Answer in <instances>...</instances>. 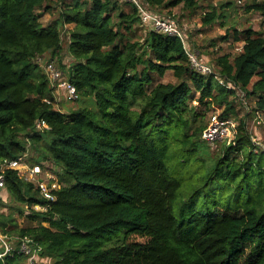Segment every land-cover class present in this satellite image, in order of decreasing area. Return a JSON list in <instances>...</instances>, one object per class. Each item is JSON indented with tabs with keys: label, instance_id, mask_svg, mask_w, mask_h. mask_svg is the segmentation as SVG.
Instances as JSON below:
<instances>
[{
	"label": "trees",
	"instance_id": "16d2710c",
	"mask_svg": "<svg viewBox=\"0 0 264 264\" xmlns=\"http://www.w3.org/2000/svg\"><path fill=\"white\" fill-rule=\"evenodd\" d=\"M44 1L0 0V169L27 157L29 166L57 167L60 188L48 202L4 167L15 207L1 212L0 199V231L17 229L15 212L25 222L15 246L27 240L42 264H264V149L244 121L218 154L201 149L204 115L223 107L221 119L235 117V90L242 100L255 97L254 111L264 113V35L242 31L234 37L240 52L208 65L225 87L191 67L177 37L149 29L142 43L127 40L139 23L131 5L125 12L119 0H55L64 7L59 20L73 26L66 45L73 60L64 68L57 21L44 27L36 13ZM145 1L197 7V0ZM246 9L264 15V2ZM226 18L211 12L204 22ZM52 60L80 102L67 113L53 107L43 67ZM166 71L176 83L154 84L152 75ZM37 120L49 129L36 131ZM28 257L15 251L0 264Z\"/></svg>",
	"mask_w": 264,
	"mask_h": 264
},
{
	"label": "rangeland",
	"instance_id": "374dc122",
	"mask_svg": "<svg viewBox=\"0 0 264 264\" xmlns=\"http://www.w3.org/2000/svg\"><path fill=\"white\" fill-rule=\"evenodd\" d=\"M81 2L90 3L91 0H79ZM120 1V0H119ZM72 0H64V4L72 3ZM144 6L152 12H157L159 15H163L166 18H173L177 23L180 29L184 32L186 42L192 46L191 50L193 54L198 56L199 61L204 65H213L215 67V60L221 56H228L229 61L237 55L242 47V42L235 41L234 37L242 36V31L246 29H251L262 33L264 35V15L260 12L248 11L246 8L253 2H264V0H197V7L193 10H185L182 6H177L174 8H155L154 6L147 3L145 0H142ZM230 3V4H229ZM228 4V5H226ZM63 3L56 2L55 0H45L43 4L36 10L38 19L42 26H47L55 21H57V28H60V33L62 37V51L58 56V62L61 67L68 68L69 64L72 62V57L67 52V42L68 34L73 29L72 25H65L60 20V14L63 11ZM122 10L128 12L130 10L129 5L123 4ZM214 12L218 17L223 13L227 16L224 22L221 19H216L210 24L204 22L205 15ZM169 16V17H167ZM149 25H141L137 23L132 27V33L125 35L126 39L131 43H142L146 34L149 32ZM237 33L238 35H235ZM199 53V55H198ZM46 59L45 61H47ZM45 61H43L45 63ZM53 61V60H52ZM51 62V61H50ZM56 65L58 63L53 61ZM154 79V84L156 83H172L175 84L177 79L173 76L172 71H166L163 76H158L157 74L152 75ZM231 88V87H230ZM54 89V104L55 109L60 110L62 113H67L68 111L77 109L80 106V102H68L65 98V93L63 90L58 88ZM235 101L234 107L236 111L235 117H230L237 125L240 121H244L248 133L251 135L253 142H255L261 149H264V117L257 119L255 123V116L258 117L259 111H254L256 109V98H242L240 97V92L235 90ZM232 99V98H230ZM192 106H197V103L193 101ZM223 111L222 108L214 107L208 111L201 121L204 125H207L208 120L212 115H220ZM260 114V112H259ZM226 142H220L213 144L202 143L201 149L208 150L209 154L216 155L221 150L223 145ZM29 154L32 157L37 156V152L29 146ZM27 158V157H26ZM53 172L59 174V170L54 166ZM57 179V178H56ZM187 188H184L182 197L187 196ZM4 208L1 209V212L8 213L13 207H15L9 199L7 191H3V194L0 196ZM182 202V199L179 198L175 202L176 210L178 208V203ZM17 207V206H16ZM177 212L175 211L174 214ZM14 218L16 219L17 229L8 228V233L6 235L10 241L16 245V231L22 226V218L14 212ZM2 231V230H1ZM21 264H26L22 260Z\"/></svg>",
	"mask_w": 264,
	"mask_h": 264
},
{
	"label": "built area",
	"instance_id": "2783aa9c",
	"mask_svg": "<svg viewBox=\"0 0 264 264\" xmlns=\"http://www.w3.org/2000/svg\"><path fill=\"white\" fill-rule=\"evenodd\" d=\"M120 2L131 5L136 10L139 17V23L141 25H149L150 29L153 31L164 33L168 36L177 37L184 45L190 60L191 67L194 70L204 75H213L219 85L225 87L227 86V84L224 83L222 79L217 78V76L214 75L215 73L210 66L202 64L197 58L198 56L194 55L192 50H188V47L185 46V35L180 31L174 20L150 11L147 6H144L142 0H120ZM43 67L44 72L49 79L50 86L63 90L66 101L74 102L77 99L76 89L64 78L63 73L58 69L57 65L51 61L45 63ZM260 117H264V113L259 114L258 112V117L255 116V123ZM236 128V123L233 120L221 119L218 115H212L210 117L208 126L202 132L201 139L208 144H212L216 141L230 143L235 138ZM48 129L49 128L44 120L36 121V131L42 132ZM26 160V157L11 160L0 169V196L3 194V191H5L4 176L1 173L2 169L5 167L17 171L20 177L35 185V187L39 190L40 195L45 200L48 202H53L55 200L53 191L60 188L55 174L52 172L51 168H47L44 164L41 166H29ZM35 210L39 211L43 210V208L36 206ZM20 241L21 244L19 246H15L10 241V239L0 231V247L2 248V252H0V258L7 254H13L15 251H17L19 253L29 255L28 264H42L35 254H30V249L27 246L28 241Z\"/></svg>",
	"mask_w": 264,
	"mask_h": 264
}]
</instances>
